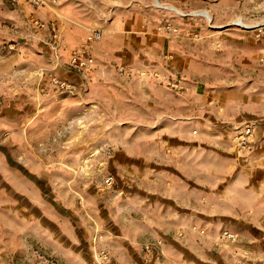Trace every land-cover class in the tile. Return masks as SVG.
I'll list each match as a JSON object with an SVG mask.
<instances>
[{"label":"rangeland","instance_id":"374dc122","mask_svg":"<svg viewBox=\"0 0 264 264\" xmlns=\"http://www.w3.org/2000/svg\"><path fill=\"white\" fill-rule=\"evenodd\" d=\"M0 264H264V0H0Z\"/></svg>","mask_w":264,"mask_h":264},{"label":"built area","instance_id":"2783aa9c","mask_svg":"<svg viewBox=\"0 0 264 264\" xmlns=\"http://www.w3.org/2000/svg\"><path fill=\"white\" fill-rule=\"evenodd\" d=\"M32 2L37 6H42V5H48V4H57L58 0H32ZM55 38H58V36L56 35ZM93 39L100 40L101 34L100 33L95 34L90 40L92 41ZM81 56L82 55L80 53L76 52L74 54L73 63H71V66L73 65L80 66V68L89 67L91 62H84V61H81L80 63L77 62V60H81ZM63 86L64 85L62 84V87ZM250 134H251V131L250 129H248L245 133V136L242 139L241 146L246 147L249 145V138H250L249 135Z\"/></svg>","mask_w":264,"mask_h":264},{"label":"crops","instance_id":"0c3cea01","mask_svg":"<svg viewBox=\"0 0 264 264\" xmlns=\"http://www.w3.org/2000/svg\"><path fill=\"white\" fill-rule=\"evenodd\" d=\"M110 32H111V30H110ZM145 95V93H143V96ZM154 97H152V99H153ZM221 100H222V97H221ZM225 107H226V105L225 104H222V106H221V108L222 109H220V112H223L224 110H225Z\"/></svg>","mask_w":264,"mask_h":264}]
</instances>
